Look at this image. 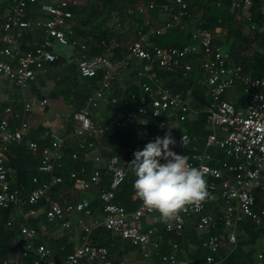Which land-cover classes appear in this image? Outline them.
<instances>
[{
  "label": "built area",
  "instance_id": "built-area-1",
  "mask_svg": "<svg viewBox=\"0 0 264 264\" xmlns=\"http://www.w3.org/2000/svg\"><path fill=\"white\" fill-rule=\"evenodd\" d=\"M6 1L9 4L0 32V76L18 88H25L36 79L37 71L57 60L53 51L56 45L78 50L76 70L80 78L102 75L98 89L89 97L86 107L75 113L73 118L71 136L77 138L83 155L95 152L106 134V130L93 121L92 111L98 109L106 98L114 108L126 107L115 123V129L121 133L127 146L115 151L103 150L109 187L100 194L103 205L101 216L93 218L92 224L83 225L80 244L65 264H113L107 249L93 241L94 233L100 229L134 247L144 248V258H149L150 251L160 250L161 233L179 237L186 220L193 217L198 218L196 229L207 235L204 246L209 255L202 264H220L216 254L223 236L211 234L218 222L221 221L224 231L228 233L230 243L236 241L234 234L229 232L236 222L245 220L264 227V207L256 209L255 200L250 194L254 183L264 190V78L245 73L244 67L234 63L223 46L214 43V39L221 36L203 29L202 22L194 23V29L190 32L195 45L183 49L162 48L154 41L176 28L188 30L185 20L193 18L189 11L194 0H166V4L159 8L151 1L138 8V11L130 8L126 10L128 16L158 11L162 24L150 28L147 37L142 34V29L139 30L138 40L131 39L125 44L115 38L101 41L102 48L123 54L122 67L130 62H138L136 76L140 84L137 93L126 96L113 95L118 73L108 56L91 55V38L75 35V21L88 0H53L54 4L44 5L43 15L33 23L29 20V7L45 0H0V3ZM219 3L220 0L218 6ZM252 6L253 0H231L232 13L249 10ZM33 29L43 33L41 41L34 42L30 49L23 51L21 43L24 35ZM119 32L122 33L121 29ZM178 71L184 79L196 72L200 74L205 84L207 105L196 108L191 96L185 98L163 85L159 74H174ZM238 86L241 88V97L247 100L245 109L236 108L234 103L224 98L228 91ZM30 108L27 103L23 112L19 113L12 106L2 107L0 104V209L35 207L50 186H59L66 181L74 183L80 191H89L100 184L99 172L87 176L85 169L65 171L63 160L68 158L75 163L79 155L74 153L66 156L63 152L64 139L56 138L53 152L48 148L40 152L36 143L28 144L31 154L41 153L39 172L50 177V185H42L34 178L33 183L37 188L28 194L23 187L12 185L8 178L7 154L13 145L23 142L28 130L26 118ZM198 116L209 130L202 147L196 135L180 129L181 124L193 121ZM168 132L176 141L172 150L186 155L189 164L202 170L209 195L204 201L187 205L174 218L164 221L162 228L151 226L143 229L142 220L157 212L144 206L135 196L140 205L135 213L128 214L115 202L116 192L125 180L135 179L129 165L134 159L133 153L142 150L155 137H163ZM211 148L222 151L226 161L211 166L213 159L207 153ZM211 202L222 205V217L208 213L206 206ZM90 207L88 200L65 205L51 202L46 218L50 222H63L74 214L91 217ZM129 220L134 222L133 226L128 225ZM15 224L11 221L8 226ZM38 236L35 228L20 226L22 246L17 258L14 262L7 259L3 263L17 264L20 255L25 257L34 253L36 260L33 264H55L49 249L45 246L35 247ZM172 249L171 254L160 256L161 262L180 264L176 258L177 244H173ZM258 259L263 261V254Z\"/></svg>",
  "mask_w": 264,
  "mask_h": 264
},
{
  "label": "crops",
  "instance_id": "crops-1",
  "mask_svg": "<svg viewBox=\"0 0 264 264\" xmlns=\"http://www.w3.org/2000/svg\"><path fill=\"white\" fill-rule=\"evenodd\" d=\"M151 1L155 2L160 7L166 4V0H88L87 3L83 4L80 16L75 21V28H77V30L80 29L83 34H88L87 37L91 38V41L89 42L90 54L94 56L105 54L111 60L112 64L117 67L118 77L113 88L114 96H126L132 92L137 93L140 81L136 76V70L139 65L137 64L138 62H130L127 66L122 67L121 62L123 60V54L121 52L118 53L116 50L104 49L101 47L100 43L102 40L110 41L112 38H115L124 44L130 42L131 39L138 40V31L141 29L142 34L147 37V32L150 28L162 24L159 12L153 11L155 12V17L147 19L146 16L150 12L143 15L135 14V16H128L126 10L132 8L133 10L138 11V8L145 6ZM202 1L204 4L218 2V0ZM46 4H54V1L45 0L44 2L29 7V20L32 23L37 17L43 15L42 8ZM255 8L256 13L264 17V0H259L258 6H255ZM7 9L8 4L6 5L5 2L0 3V32L1 24L4 21V15ZM195 9L197 11L195 17L196 20L198 16L202 17L204 15L205 10L202 6H195ZM252 11L253 10L250 8L249 12H247L248 15L245 17L243 13H241V15L240 13L235 14L236 21L240 22L239 19H246L248 21L247 18L250 17ZM83 21L86 23L81 24ZM193 21L194 20L191 19L185 21L188 28L187 31H184L186 35H190V32L194 29ZM249 27L251 26L247 27L245 35H250V32H248V30H250ZM120 29L122 33L119 32ZM97 30H99L101 34H104L105 38H102L103 36H98V40L93 42L91 35ZM212 33H218L221 36L220 38L214 39V43L223 46V48L229 52L232 44L231 41L228 40L226 29L217 28ZM42 36V32L34 29L31 30V32L25 33L21 43V49L23 51L30 49L34 42L41 41ZM1 46L2 44L0 42V48ZM53 51L57 56V60L48 64L45 69L37 71L36 79L25 88H18L9 80L0 76L1 106H12L19 113L23 112L25 104L28 103L31 107L26 118L28 122V130L24 135L23 142L21 144L13 145L7 154L8 178L15 187L21 186L24 188V185L19 184L20 179L23 180L27 177V175L25 176L24 174H29L31 172H34L35 174L33 179L37 178L40 184L43 185L50 183V177L39 172L41 164L40 152L46 148L53 152V141L56 138L64 139L63 152L66 156L74 154L70 152L75 149L76 146L75 141H72L71 138L74 115L79 110L86 107L89 97L98 89L99 82L102 78L101 74H97L96 76L87 79H82L78 76L76 70L78 50L76 48L56 45ZM166 74L167 73H161L159 75L165 77ZM192 76L193 77L184 79L178 71L175 72L174 75L167 76V78L165 77L162 81L165 86L171 78H174V82H181L189 79L193 80L196 82V87L200 88V91L205 96V84L200 74L196 72ZM240 94L241 88L238 86L228 91L224 98L226 101L232 102L236 105L239 98H241ZM188 96L192 97V101L196 108H202L196 103V98H194L191 93H189ZM123 108H125L124 111H126V107ZM118 109L119 107L114 108L111 106L108 98H106L101 102L98 109L92 111L91 116L95 123L106 130L117 122L122 112H124ZM199 119L201 118L198 116L195 120L186 123L193 126ZM181 125L180 129L183 128ZM204 129L206 133H209V130L206 127ZM194 135L198 137L199 144L202 147L205 139H202L198 134ZM30 142H34L38 145L40 152L37 155H33L29 152L28 144ZM101 146H103L102 148H105L104 150H118L109 148L104 143L98 147ZM207 153L213 159V163L210 164L211 166L218 164V162L226 161V156L217 148H211ZM77 154L79 155V158L78 161L75 162V165L76 167H80L79 170H74L75 168L68 170L65 169L64 166L65 171L78 172L81 169H85L87 176L99 172L101 180L98 186L93 187L89 191H80L75 184L70 181H66L65 184L59 186H50L43 197V200L47 203V207L37 211L28 206L22 208L11 207L13 214L10 220L16 222L19 227L27 226L35 228L39 234L38 240L43 241L45 244L58 240L66 241L68 245L72 246V253L75 248L79 246L81 240V234L76 230V224L73 220H77L78 217L81 218L82 216H87L83 214H74L72 216H75V218L71 216L63 222H50L46 218L50 203L58 202L61 205H65L88 200L90 204H92L95 200H99L100 207L96 211L95 216L91 215V217H88L89 220H91L89 221L90 223H88V225H90L92 224L93 218L101 216L103 205L100 200V194L103 190H106L109 187V178L104 169V158H106L104 151L99 153L96 152L95 154L93 152L88 155H83L80 151ZM64 161L71 162L68 158L64 159L63 162ZM33 185L35 186L34 189H36L37 185L34 183ZM250 194L255 200L256 209L264 207V190H261L257 183L252 185ZM135 196V190L133 189L131 194H126L124 206L120 205L128 214L135 213L140 205ZM206 207L208 213H213L218 217L223 216L224 210L219 202L208 203ZM0 220H3V218H0ZM164 221L165 220L159 218V213H155L143 219L141 223L143 229L150 228L151 226L162 228ZM197 221V217L187 219L184 230L179 237L161 233L162 241L160 250L150 251L151 256L149 258H144V254L146 253L144 248L134 247L123 240H121L118 247L109 243V248L111 250L110 253L108 252L109 258L113 264L114 261L118 262V264H165L161 262L160 256L171 254L173 252L172 245L177 244L178 251L176 252V258L180 264H202L205 258L209 255V252L204 246L207 235L196 229ZM128 225L133 226L134 222L129 220ZM60 226L62 229H59ZM98 231L94 233L93 241L95 244L104 246L103 244H106V240L99 236ZM229 232L234 234L236 238L235 243H230L228 241V233L224 231L221 221L218 222L216 229L211 232V234L223 236L220 248L216 254L220 264H264V260L260 261L258 259L260 254H263L264 256V227L256 226L249 221L243 220L236 222ZM36 243V248L39 246H45H36ZM47 249L53 253L51 248ZM14 250L17 251L19 248H14L12 254L14 253ZM53 259H55L54 253ZM65 262L66 261H64L63 264H65Z\"/></svg>",
  "mask_w": 264,
  "mask_h": 264
},
{
  "label": "trees",
  "instance_id": "trees-1",
  "mask_svg": "<svg viewBox=\"0 0 264 264\" xmlns=\"http://www.w3.org/2000/svg\"><path fill=\"white\" fill-rule=\"evenodd\" d=\"M83 1V0H82ZM259 0H253L252 6V13L250 17H248V21H244L247 23L246 25L251 26L249 27L250 35H245L244 32L245 23L237 22L235 14L240 12L232 13L231 12V0H220L219 6L217 3H206L202 0H194L193 6L189 11V14L195 18L197 11L196 7L202 6L205 10V13L202 17L196 18L193 23L197 24L198 22H202L203 29L209 30L210 32L215 31L217 28H224L226 29L228 40L231 41V49L229 50V55L231 60L234 63L241 64L244 67L245 73L253 75V77L257 78H264V17L256 13L255 6H258ZM5 4H9L8 1ZM160 6H158L159 8ZM155 17V12H150L146 18L150 19ZM192 18V19H193ZM191 19V20H192ZM81 20V19H79ZM190 19H186L188 21ZM86 22H82L81 24H85ZM194 24V25H195ZM198 26V25H197ZM74 32L76 36L87 37L88 34H83L80 29L74 28ZM93 42L98 40V36L105 38L104 34H101L99 30L92 33ZM101 38V39H102ZM155 43L162 47H175L179 49H183L184 47L195 45L194 42L191 40L190 35H186L184 31L180 28H176L161 37L155 39ZM118 53L120 51H117ZM174 74H166L165 77L171 76ZM162 80L165 79L164 74L159 75ZM193 77V76H192ZM196 78V77H194ZM174 78L168 80V83L165 85L166 88L174 91L175 93H180L184 97H187L189 93L196 98V103H198L201 107L207 105L208 99L203 95L200 91L201 89L196 87V82L193 80H183L181 82H174ZM247 105V100L243 99L242 97L239 98L236 108L238 109H245ZM121 111H124L125 108L119 107ZM118 109V110H119ZM116 123V122H115ZM115 123L106 129V134L101 142L98 143L102 145L104 143L109 148L113 149H121L127 146V142L123 140L121 133L115 129ZM185 130L192 132L194 134H198L202 139H205L208 133L205 131V124L204 122L199 119L193 126H190L188 123H183L181 125ZM72 141H75V149L71 150V153L80 152V146L77 138L71 137ZM154 140V139H153ZM151 140V141H153ZM77 152V153H78ZM64 161L63 164L65 169L71 170H79L80 167H76L75 163ZM25 177L23 180L20 179L19 184L24 185L25 191L29 193L32 191L35 186L32 183V179L35 176L34 172L24 174ZM133 181L131 179L125 180V182L121 185L119 191L116 194V203L121 206H124L126 201V194H131L133 190ZM47 207V203L43 200H40L38 205L32 207L33 210H41ZM99 200H95L91 204V212L92 215H95L96 211L99 209ZM12 208L3 210L0 209V264H4V260L10 259L9 256L12 254V250L14 248L21 249L22 241L20 238V227L19 225H10L8 223L11 222L12 218ZM99 236L106 240V244L104 243V247L110 253L111 250L109 248V243H112L115 247H118L121 243V239L116 237L114 234L109 233L103 229L98 231ZM174 236V235H172ZM175 237V236H174ZM45 245L47 248H51L54 253V258L58 260V264H63L66 259L71 256L72 251L71 245H68L64 240H58L54 242H50L45 244L41 240H37L36 246ZM52 253V255H53ZM36 260V256L34 253L27 254L25 257L20 255V259L17 264H33ZM114 264H118V262L114 261Z\"/></svg>",
  "mask_w": 264,
  "mask_h": 264
},
{
  "label": "clouds",
  "instance_id": "clouds-1",
  "mask_svg": "<svg viewBox=\"0 0 264 264\" xmlns=\"http://www.w3.org/2000/svg\"><path fill=\"white\" fill-rule=\"evenodd\" d=\"M175 143L170 132L157 136L135 151L129 163L136 196L165 221L209 195L202 170L189 164L186 155L173 151Z\"/></svg>",
  "mask_w": 264,
  "mask_h": 264
},
{
  "label": "rangeland",
  "instance_id": "rangeland-1",
  "mask_svg": "<svg viewBox=\"0 0 264 264\" xmlns=\"http://www.w3.org/2000/svg\"><path fill=\"white\" fill-rule=\"evenodd\" d=\"M247 12H249V10H241L240 11V15H241V13H243L244 14V17L245 16H247L248 15V13ZM239 15V16H240ZM240 18H242V17H240ZM248 19V18H247ZM240 20V22H242V23H245L244 21L246 20V19H239ZM247 21V20H246ZM247 23H245V30H244V32H246V29H247V27H248V25H246ZM103 146H101V147H98L97 149H96V151L94 152V154L96 153V152H103V150L105 149V148H102ZM107 149H109V148H107ZM111 150V149H110ZM95 216V215H94ZM72 217H74L75 218V216H72ZM97 218V217H96ZM91 219V218H90ZM74 222H75V224H76V230H78L79 231V233L81 234V236H82V227H83V225L84 224H86V225H88V223H90L89 221H91V220H89V218L88 217H84V216H82L81 218H77V220H73ZM93 221V220H92ZM57 229H58V227H57ZM59 229H62V227L60 226L59 227ZM60 233V232H59ZM18 251L19 250H14V253L13 254H11L10 256H9V258L12 260V262H14V260L17 258V254H18ZM55 260V264H58V260H56V259H54Z\"/></svg>",
  "mask_w": 264,
  "mask_h": 264
}]
</instances>
